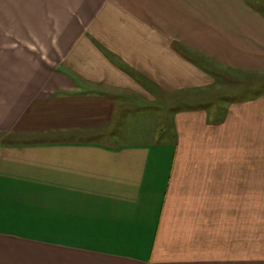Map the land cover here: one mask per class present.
<instances>
[{
	"label": "crops",
	"instance_id": "0c3cea01",
	"mask_svg": "<svg viewBox=\"0 0 264 264\" xmlns=\"http://www.w3.org/2000/svg\"><path fill=\"white\" fill-rule=\"evenodd\" d=\"M183 52L264 83V16L0 0V264H264V93L222 106Z\"/></svg>",
	"mask_w": 264,
	"mask_h": 264
},
{
	"label": "trees",
	"instance_id": "16d2710c",
	"mask_svg": "<svg viewBox=\"0 0 264 264\" xmlns=\"http://www.w3.org/2000/svg\"><path fill=\"white\" fill-rule=\"evenodd\" d=\"M249 5L258 11L260 14L264 16V0H247ZM185 58L189 59L197 66L201 67L206 73L210 74L220 85L225 84L226 82L234 88L229 91H223L216 93V99L224 98L229 99L226 96L234 95L233 101L243 102L245 100H255L258 98L262 93H264V83L260 82H247L245 80H237L228 73L218 70L217 68L212 67V65H208L207 63L201 62L195 56H191L187 52H183ZM128 74L137 78L136 74L134 73L133 69L124 68ZM237 78H240L237 76ZM210 104V105H209ZM209 104H204V106H213L215 105V99H212ZM187 107H190L189 105Z\"/></svg>",
	"mask_w": 264,
	"mask_h": 264
},
{
	"label": "rangeland",
	"instance_id": "374dc122",
	"mask_svg": "<svg viewBox=\"0 0 264 264\" xmlns=\"http://www.w3.org/2000/svg\"><path fill=\"white\" fill-rule=\"evenodd\" d=\"M249 76H251V75L249 74ZM233 88H234V86L231 87L226 82L225 84H223L221 86L220 89L222 91H229ZM226 97L229 99H225V101H223L221 103L222 106H228L229 102H231V100H233L234 95H230V96H226ZM249 101L251 102V100H249ZM260 101L257 100V103H259ZM246 102H248V101H246ZM178 106H181V105L179 104ZM174 107H176V106H174ZM252 107H253V104H252ZM257 107H258L257 111H259L261 109V105H257ZM241 108L242 107H240V109L239 108L237 109L238 114L239 115H245L248 119L245 120L246 118H242L241 119L242 121L237 123V160L247 161V160H249V145H250V139H251L250 130H249L250 129V121H249L250 119H249V113L240 111ZM1 142L3 143V140H1ZM7 144H8V142H7Z\"/></svg>",
	"mask_w": 264,
	"mask_h": 264
}]
</instances>
